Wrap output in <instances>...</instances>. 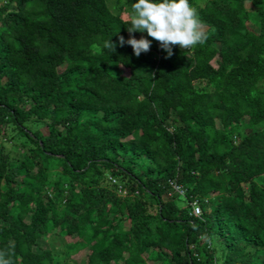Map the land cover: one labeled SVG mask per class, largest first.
<instances>
[{
	"label": "trees",
	"instance_id": "obj_1",
	"mask_svg": "<svg viewBox=\"0 0 264 264\" xmlns=\"http://www.w3.org/2000/svg\"><path fill=\"white\" fill-rule=\"evenodd\" d=\"M190 2L166 57L119 44L128 0H0L10 264H264V0Z\"/></svg>",
	"mask_w": 264,
	"mask_h": 264
},
{
	"label": "clouds",
	"instance_id": "obj_2",
	"mask_svg": "<svg viewBox=\"0 0 264 264\" xmlns=\"http://www.w3.org/2000/svg\"><path fill=\"white\" fill-rule=\"evenodd\" d=\"M128 2L127 31L130 35L127 39L119 36L118 42L121 46L130 45L134 55L139 56L142 52L149 50L153 41L148 37L159 42L166 57L172 55L174 45L190 49L205 43L207 35L202 30L199 15L190 0H128ZM136 32L147 35H141L139 38L131 35ZM111 37L103 42V47L109 48L113 52L116 45L112 42ZM111 182L112 185L117 186L119 193L126 191L123 189L124 185L120 184L117 179H112ZM169 185L175 193L168 192L167 197H171L173 194L185 196V190L179 185L170 181ZM193 206L194 215L199 216L202 211L201 206L198 203H194ZM0 264H10L9 259L5 258L4 252H0Z\"/></svg>",
	"mask_w": 264,
	"mask_h": 264
},
{
	"label": "rangeland",
	"instance_id": "obj_3",
	"mask_svg": "<svg viewBox=\"0 0 264 264\" xmlns=\"http://www.w3.org/2000/svg\"><path fill=\"white\" fill-rule=\"evenodd\" d=\"M53 241H54V239L53 238H48L46 241H45V247H51L52 246V244H53Z\"/></svg>",
	"mask_w": 264,
	"mask_h": 264
},
{
	"label": "built area",
	"instance_id": "obj_4",
	"mask_svg": "<svg viewBox=\"0 0 264 264\" xmlns=\"http://www.w3.org/2000/svg\"><path fill=\"white\" fill-rule=\"evenodd\" d=\"M199 211V209H197Z\"/></svg>",
	"mask_w": 264,
	"mask_h": 264
}]
</instances>
